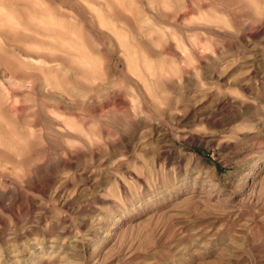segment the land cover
I'll list each match as a JSON object with an SVG mask.
<instances>
[{
    "label": "rangeland",
    "instance_id": "rangeland-1",
    "mask_svg": "<svg viewBox=\"0 0 264 264\" xmlns=\"http://www.w3.org/2000/svg\"><path fill=\"white\" fill-rule=\"evenodd\" d=\"M0 264H264V0H0Z\"/></svg>",
    "mask_w": 264,
    "mask_h": 264
}]
</instances>
